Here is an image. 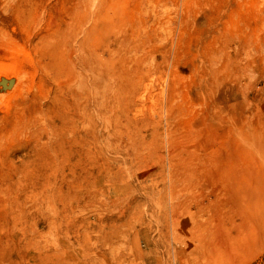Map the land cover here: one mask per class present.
<instances>
[{"label": "rangeland", "instance_id": "rangeland-1", "mask_svg": "<svg viewBox=\"0 0 264 264\" xmlns=\"http://www.w3.org/2000/svg\"><path fill=\"white\" fill-rule=\"evenodd\" d=\"M79 256L264 264V0H0V264Z\"/></svg>", "mask_w": 264, "mask_h": 264}, {"label": "bare ground", "instance_id": "bare-ground-1", "mask_svg": "<svg viewBox=\"0 0 264 264\" xmlns=\"http://www.w3.org/2000/svg\"><path fill=\"white\" fill-rule=\"evenodd\" d=\"M168 226H170V225H173V224H167ZM171 227V226H170ZM169 227V228H170ZM172 227H174V226H172ZM172 230V229H171ZM177 230V229H176ZM164 231H166V229L164 230ZM174 231H175V229H174ZM178 231V230H177ZM170 232V231H169ZM166 234V233H165ZM172 234V233H171ZM170 234V235H171ZM178 233H176V235H177ZM162 236V235H161ZM178 236V235H177ZM165 237V236H164ZM172 237V236H171ZM168 238V237H167ZM170 239V238H169ZM166 240V239H165ZM171 240V239H170ZM173 241H175V240H173ZM162 242V241H161ZM168 242V241H167ZM181 243V242H180ZM166 244V243H165ZM169 244L171 245V243L169 242ZM168 244V245H169ZM174 244V243H173ZM175 244H176V242H175ZM174 244V245H175ZM176 246H177V244H176ZM168 248L166 247L165 248V250H167ZM173 249V254H172V257L174 258V262H176L177 261V259L179 260L180 258H181V256H183V254H184V251H183V248H176V247H174V248H172ZM89 250V249H88ZM87 252V251H86ZM82 253H83V251H82ZM105 253V252H104ZM87 254V253H86ZM92 255H93V253H92ZM169 255V254H168ZM186 255V254H185ZM193 255V254H192ZM89 256V255H88ZM84 257V256H83ZM89 257H91V256H89ZM172 257H169V259L170 258H172ZM81 257L79 256V261H78V264H90L91 262H93V261H91L92 260V258H93V260L95 259L94 257H92L91 258V260H89L88 258H85L84 260H82V258L80 259ZM97 259H99L98 257H96ZM192 258H195L194 256H192ZM168 259V260H169ZM100 260H101V258H100ZM103 262V261H102ZM102 262H99V263H102ZM167 262V261H166ZM169 262H170V260H169ZM168 263V262H167ZM204 263V262H203ZM93 264V263H92ZM98 264V263H97ZM111 264V263H110ZM176 264H180V262L178 263H176ZM212 264H213V262H212ZM214 264H215V262H214Z\"/></svg>", "mask_w": 264, "mask_h": 264}]
</instances>
